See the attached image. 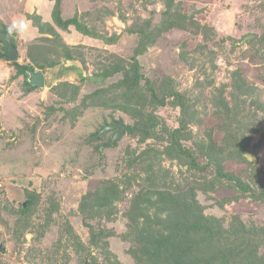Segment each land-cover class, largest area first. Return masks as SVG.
<instances>
[{
	"label": "rangeland",
	"instance_id": "rangeland-1",
	"mask_svg": "<svg viewBox=\"0 0 264 264\" xmlns=\"http://www.w3.org/2000/svg\"><path fill=\"white\" fill-rule=\"evenodd\" d=\"M167 2L62 0L64 18H79L103 38L90 39L57 27L54 0H0L1 26L8 29L14 20L30 26L23 37L12 32L20 64L26 60L28 42L53 39L34 26V16L55 28L60 50L78 47L79 54L83 49L88 53L81 61L86 73L69 62L46 72L56 79L72 71L68 81L77 87L73 89L56 79L53 86L28 90L23 75L9 61H0V243L7 249L0 253V264H83L84 256L94 264H134L130 244L122 238L128 232L132 200L142 188L148 192L163 184L184 191L196 188L205 214L225 224L238 216L247 224L264 225L263 203L241 199L231 189H199L188 164L196 158L202 166L209 146L227 148L225 142L234 138L249 143L244 152L257 154L258 168L253 170L229 150L221 157L226 158L225 172L244 178L260 174L264 185V0H175L178 26L149 37L150 20L154 26L162 22ZM251 35L254 39L244 42ZM54 58L63 59L58 54ZM136 60L145 75L144 97L116 95L120 90L112 88L121 75L100 83L90 79L104 66L130 67ZM78 74L82 79H75ZM102 88L112 96L110 103L85 107V98ZM172 92L181 95L179 104L185 107H164L155 99ZM114 121L151 127L154 137L141 141L139 130L127 132L114 147L109 145L115 131L93 138ZM177 146L184 153L173 154ZM208 172L216 174L215 169ZM115 188L121 191L118 201L94 206L91 193ZM28 191L40 200L33 214L22 215ZM165 227L166 222L161 225ZM92 233L113 236L95 245Z\"/></svg>",
	"mask_w": 264,
	"mask_h": 264
},
{
	"label": "trees",
	"instance_id": "trees-1",
	"mask_svg": "<svg viewBox=\"0 0 264 264\" xmlns=\"http://www.w3.org/2000/svg\"><path fill=\"white\" fill-rule=\"evenodd\" d=\"M174 3L175 0H168V9L162 13L161 16L164 19L161 23L154 26V20H150V25L153 24V30L149 37L153 38L155 31L159 32L163 28L170 29L171 27L178 26L177 14L173 11ZM151 15L153 18L155 17L153 13ZM31 19L34 22V26L39 29L42 35L51 34L53 35V39H57V42L48 37H39L38 39L31 40L27 44L29 46L26 52V60H24L23 64H20L19 62H10L8 60L9 51L3 42L0 41V61H9L18 70L17 75H23L28 90L41 89L39 87H31L27 80L28 71H42L45 75L49 69L69 62L77 65L82 74L86 73L85 67L81 64V61L85 59V55L86 57L88 55L84 49L81 54H79L78 47L68 50L63 45L64 47L60 50L58 44L61 37H59V34L51 23L44 22L40 16H34ZM52 19L62 31L69 32L73 30L77 35L85 38L103 39L99 34L90 30L79 18H64L62 0H54ZM150 25L148 24V26ZM0 31L10 34L13 38L14 46L17 48L16 34L9 33L8 29L1 25ZM140 33L144 37H148L146 29H141ZM60 45L62 46V44ZM53 52H55L54 55H61L63 59L54 58ZM18 55L20 56L19 49ZM111 57L120 61V58L116 55H111ZM104 67H106L104 70L96 73L90 79H93L96 83H100L115 75H121V80L113 85L112 88L115 91L120 90L116 92V95L128 99L144 97L141 83L145 79V75L142 73L137 60L130 67L122 66L121 64L111 66L110 69L107 66ZM71 72L67 70L56 77L60 81V84H62V87L68 89L77 88L73 82L68 81V78L74 74ZM56 79L54 78L47 85L45 84V87L48 85L53 86L52 83ZM75 79L80 80L82 76L78 74ZM68 89L66 90L67 92ZM148 90L154 98L156 92L153 90V87H148ZM169 96L170 99L168 98ZM169 96H155V99L164 107L173 105L185 107L183 103L179 104L181 99H183L180 94L172 92ZM111 98L112 96L106 95V89H97L85 98L84 106H107L112 100ZM126 128V134L127 132L133 134L138 130L142 132L141 141L154 137L150 133L151 127L144 128V126H137L136 128H131L126 124ZM98 134L93 138L100 140L102 137H99ZM178 137L179 130L173 134L175 140H178ZM225 145H227V148H220L215 145L209 146L212 154L207 152L203 156L204 164L202 166H199L196 158L189 160L188 164L196 173L194 177L196 176V181L201 187L199 189L204 191L231 189L238 193L241 199L259 201L264 204V185L260 174L249 175V177L244 178L241 175L236 176L232 173H226L224 168L226 158H221L224 154L230 153L228 152L229 150H234L233 154L235 152L238 153V156L251 163L253 170L256 171L258 168L257 164L249 161L243 155L244 150H248L246 147L249 143L236 142L232 138L229 143L225 142ZM174 149L176 151L173 150V154L184 153L182 146H177ZM231 156L232 154H229L228 158ZM211 169H215L216 174H210L208 171H211ZM162 186L161 188L154 186L148 192H144V188H142L132 200L131 212L128 214V232L123 234L122 238L123 241L130 244L129 255L133 258L134 264H264V225L247 224L238 216L234 217L230 223L225 224L223 220L205 214L204 207L196 197V188L184 191L181 187L178 188V186L176 187L177 189L169 188L165 184ZM27 194L29 203L26 208L21 207L22 215L33 214L32 209L38 205L40 200V196L36 192L28 191ZM120 194V189L115 188V190L93 192L90 195L95 201L94 206H102L115 203V201L119 200ZM53 211L54 208L50 212V217ZM84 211L86 210L83 209ZM152 211L154 212L152 213ZM162 215H166V217L162 218ZM165 222L166 227L163 229L161 225ZM168 224L171 228L170 233H167ZM111 236L113 235L105 234L101 236L92 233V240L95 245H99L103 244L104 237L110 238ZM94 263L92 262L91 264Z\"/></svg>",
	"mask_w": 264,
	"mask_h": 264
},
{
	"label": "water",
	"instance_id": "water-1",
	"mask_svg": "<svg viewBox=\"0 0 264 264\" xmlns=\"http://www.w3.org/2000/svg\"><path fill=\"white\" fill-rule=\"evenodd\" d=\"M254 38V35H251L245 39L244 42L251 40ZM0 41L3 42L5 47L9 51L8 55V60L10 62H19L20 57L18 55V49L14 46L13 44V38L10 34L1 32L0 31ZM28 82L30 83L31 87L36 88L39 87L41 89L45 88V76L42 71H28ZM126 124L123 121H114L110 125L103 127L102 130L99 132L98 136L103 137L104 134L108 132H113L115 131L114 136L112 137L111 143L109 146L113 147L116 145V143L121 140L123 137L126 135ZM243 155L251 162L254 164L258 163V158L256 155H253L248 152H244ZM28 204V199L25 200L24 202V208L27 207ZM30 237H28L29 239ZM3 247V242L0 243V252L2 254L6 253V249L2 248ZM85 262L83 264H91V260L89 257L84 256ZM67 264V263H65Z\"/></svg>",
	"mask_w": 264,
	"mask_h": 264
},
{
	"label": "clouds",
	"instance_id": "clouds-1",
	"mask_svg": "<svg viewBox=\"0 0 264 264\" xmlns=\"http://www.w3.org/2000/svg\"><path fill=\"white\" fill-rule=\"evenodd\" d=\"M29 24L25 21H16L14 20L11 25L8 26V32H16L19 36H25L29 31Z\"/></svg>",
	"mask_w": 264,
	"mask_h": 264
},
{
	"label": "crops",
	"instance_id": "crops-1",
	"mask_svg": "<svg viewBox=\"0 0 264 264\" xmlns=\"http://www.w3.org/2000/svg\"><path fill=\"white\" fill-rule=\"evenodd\" d=\"M45 76V84H47V81H49V82H51L54 78H52V79H49V77H48V74L46 73V75H44Z\"/></svg>",
	"mask_w": 264,
	"mask_h": 264
},
{
	"label": "flooded vegetation",
	"instance_id": "flooded-vegetation-1",
	"mask_svg": "<svg viewBox=\"0 0 264 264\" xmlns=\"http://www.w3.org/2000/svg\"><path fill=\"white\" fill-rule=\"evenodd\" d=\"M28 203H29V199H28ZM28 205V204H27ZM22 207L24 208V203L22 204ZM2 248H5L4 247V244H3V247ZM6 249V248H5ZM6 252H7V249H6ZM1 253V252H0ZM6 254V253H5ZM84 262H85V260H84ZM92 263V262H91ZM67 264H69V263H67Z\"/></svg>",
	"mask_w": 264,
	"mask_h": 264
}]
</instances>
